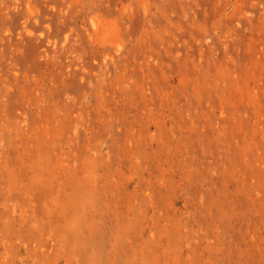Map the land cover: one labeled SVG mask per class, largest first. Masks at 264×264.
<instances>
[{"label": "rangeland", "instance_id": "rangeland-1", "mask_svg": "<svg viewBox=\"0 0 264 264\" xmlns=\"http://www.w3.org/2000/svg\"><path fill=\"white\" fill-rule=\"evenodd\" d=\"M0 264H264V0H0Z\"/></svg>", "mask_w": 264, "mask_h": 264}]
</instances>
